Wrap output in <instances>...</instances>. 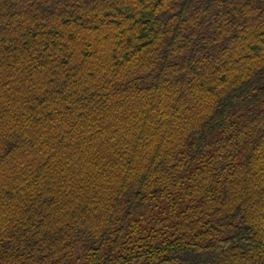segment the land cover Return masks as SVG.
<instances>
[{
  "label": "trees",
  "instance_id": "obj_1",
  "mask_svg": "<svg viewBox=\"0 0 264 264\" xmlns=\"http://www.w3.org/2000/svg\"><path fill=\"white\" fill-rule=\"evenodd\" d=\"M0 264H264V0H0Z\"/></svg>",
  "mask_w": 264,
  "mask_h": 264
}]
</instances>
